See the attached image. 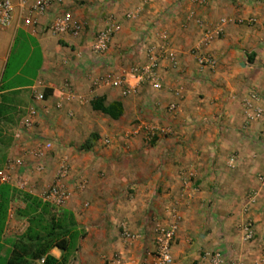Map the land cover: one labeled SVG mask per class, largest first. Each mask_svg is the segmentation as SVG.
Segmentation results:
<instances>
[{
    "label": "crops",
    "instance_id": "obj_1",
    "mask_svg": "<svg viewBox=\"0 0 264 264\" xmlns=\"http://www.w3.org/2000/svg\"><path fill=\"white\" fill-rule=\"evenodd\" d=\"M10 1L12 22L0 28V135L9 139L0 146V170L4 185L40 199L66 162L62 208L84 232L66 264H103L114 253L124 264H153L154 230L171 215V264H208L214 251L223 264H264V189L257 180L264 174V0H62L61 9L83 24L76 38L47 33L57 7L30 15ZM111 23L119 30L105 54H90L92 36ZM17 41L25 58L3 80ZM149 49L162 54L159 89L142 83L125 94L94 84L143 65ZM34 51V76L10 84ZM197 56L213 66L199 69ZM98 99L119 103L121 115L92 110ZM255 110L259 116L248 121ZM142 126L154 130L152 140ZM23 207L17 199L7 204L0 259L11 250L6 240L27 226L15 214ZM119 223L134 235L131 243L121 241ZM247 224L249 242L241 231ZM49 254L60 256L57 249Z\"/></svg>",
    "mask_w": 264,
    "mask_h": 264
},
{
    "label": "built area",
    "instance_id": "obj_2",
    "mask_svg": "<svg viewBox=\"0 0 264 264\" xmlns=\"http://www.w3.org/2000/svg\"><path fill=\"white\" fill-rule=\"evenodd\" d=\"M62 0H16L17 6L20 9L27 11L30 15H44L48 13L53 7H57L58 10L55 12L54 17L46 27L47 33L52 37H59L68 35L76 38L80 35L83 30V24L74 20L70 12L61 9ZM13 4L10 0H0V28L4 29L10 26L12 22ZM125 18H130L129 14L124 15ZM28 23L34 24L35 20L29 18ZM119 30L117 23H111L108 27L103 30L97 31L91 38L88 44V52L93 55H103L107 51L108 43L112 35ZM142 44L139 45V48ZM80 53L76 52L75 57H79ZM171 65H174L173 55L170 53L164 56ZM162 59V54L154 52L153 50H145V63L139 66L131 67L127 72L123 73L118 78H112L110 76H102L98 78L94 84L109 86L113 88L123 87L125 94L132 92L139 84H147L152 89H159L160 82L156 74L159 62ZM196 64L198 68L204 66H213V61L206 56H197ZM72 98V96H69ZM39 100L41 96L37 97ZM168 110H172V106H168ZM259 111L255 110L253 116H247L248 121L255 119L259 116ZM142 131L145 134L147 141L152 140L154 137V130L147 126H142ZM166 132L161 131L160 134L164 135ZM107 141L104 140V144ZM49 142L43 143L42 147L45 150L50 148ZM39 157V154H37ZM233 160L228 159V163L231 164ZM15 165H20L18 161ZM36 171L41 169L40 163H36L34 166ZM68 167L66 162L63 160L58 164L55 176L50 186L41 194L40 200L51 205L54 208H62L67 200V195L64 189L60 186L59 182L66 173ZM259 186L264 189V174L257 178ZM8 183V176L5 169L0 170V185ZM78 188L82 189L83 184L79 183ZM172 221L167 226H157L154 230L153 239V264H171L172 258L170 254V248L174 242V233L176 230L177 218L171 215ZM119 236L123 243L129 244L134 239V235L128 230L124 223L118 224ZM243 241L249 242L252 240L253 232L250 225H245L241 229ZM123 257L120 253H114L109 258L105 259L103 264H124ZM35 264H42V259L38 260ZM208 264H223L222 257L219 252L214 251L209 258Z\"/></svg>",
    "mask_w": 264,
    "mask_h": 264
},
{
    "label": "trees",
    "instance_id": "obj_3",
    "mask_svg": "<svg viewBox=\"0 0 264 264\" xmlns=\"http://www.w3.org/2000/svg\"><path fill=\"white\" fill-rule=\"evenodd\" d=\"M6 87L0 84V91ZM92 110L99 111L117 119L121 113L119 103H111L103 106L100 99L90 104ZM2 107H0V114ZM8 138L0 135V146H6ZM20 200L23 209L15 210L18 217L25 219L27 226L23 233L12 243L8 256L0 259V264H35L42 259V264H66L72 254L77 250V244L84 236V232L78 228L72 214L63 208H54L42 202L39 198L0 185V236L6 216V208L9 201ZM51 249L60 252L59 258L49 254Z\"/></svg>",
    "mask_w": 264,
    "mask_h": 264
},
{
    "label": "rangeland",
    "instance_id": "obj_4",
    "mask_svg": "<svg viewBox=\"0 0 264 264\" xmlns=\"http://www.w3.org/2000/svg\"><path fill=\"white\" fill-rule=\"evenodd\" d=\"M25 49L21 46L19 41H17L12 48L8 63L6 65L3 80H7L13 73V71L22 63L25 58ZM38 65V54L36 51L31 55L30 59L27 61L25 66L20 72V76L13 77L10 81L12 85H23L25 84V78L34 76L36 68ZM2 241V240H1ZM5 243V242H4ZM12 241H7L5 245H12Z\"/></svg>",
    "mask_w": 264,
    "mask_h": 264
}]
</instances>
